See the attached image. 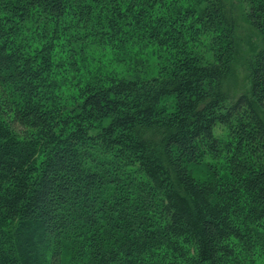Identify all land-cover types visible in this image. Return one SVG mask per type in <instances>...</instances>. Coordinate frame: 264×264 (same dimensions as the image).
I'll list each match as a JSON object with an SVG mask.
<instances>
[{
    "label": "trees",
    "instance_id": "1",
    "mask_svg": "<svg viewBox=\"0 0 264 264\" xmlns=\"http://www.w3.org/2000/svg\"><path fill=\"white\" fill-rule=\"evenodd\" d=\"M263 257L264 0H0V264Z\"/></svg>",
    "mask_w": 264,
    "mask_h": 264
},
{
    "label": "rangeland",
    "instance_id": "2",
    "mask_svg": "<svg viewBox=\"0 0 264 264\" xmlns=\"http://www.w3.org/2000/svg\"><path fill=\"white\" fill-rule=\"evenodd\" d=\"M243 9H244L243 4L242 3L239 4L237 36L239 37V40H240L242 54H240L237 58L236 69H237L239 79L242 80L243 83H245V85H247L248 73L244 68V66H245L244 56H245L246 52L248 51V49L250 48L251 41H254L256 39H255V31L249 25V22L247 21L246 16L243 13ZM152 61H153V59H152ZM152 74H155V73H152ZM246 87L244 88L245 90H247ZM170 101L171 100L169 98L167 100L168 106H170ZM218 128L219 127L216 128V132H217ZM257 264H264V257L261 258V260L259 262H257Z\"/></svg>",
    "mask_w": 264,
    "mask_h": 264
}]
</instances>
